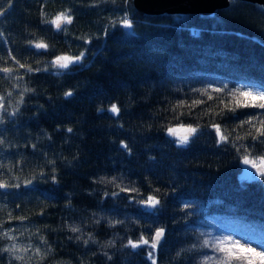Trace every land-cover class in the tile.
<instances>
[{
	"label": "trees",
	"instance_id": "trees-1",
	"mask_svg": "<svg viewBox=\"0 0 264 264\" xmlns=\"http://www.w3.org/2000/svg\"><path fill=\"white\" fill-rule=\"evenodd\" d=\"M0 12V68L12 69L0 72V264H152L149 252L156 264H243L214 245L232 247L231 231L264 239V177L241 178L245 156L264 158V109L244 107L241 89L264 91V7L150 15L132 0H0ZM61 13L72 22L58 30L48 21ZM174 127L196 132L182 145ZM158 229L156 249L128 245Z\"/></svg>",
	"mask_w": 264,
	"mask_h": 264
},
{
	"label": "snow or ice",
	"instance_id": "snow-or-ice-1",
	"mask_svg": "<svg viewBox=\"0 0 264 264\" xmlns=\"http://www.w3.org/2000/svg\"><path fill=\"white\" fill-rule=\"evenodd\" d=\"M125 2H127V0H125ZM0 15H3V12H0ZM49 23H51L52 25H54L58 30L61 28V23H71L72 22V18L71 16H69L67 13H61L59 14L55 19L48 21ZM122 26L126 29H131L133 27L132 23L125 17L122 20ZM34 47L36 49H47L48 45L44 44L43 42H39V43H35ZM83 53H80L78 56H66V55H62V56H58L56 57L55 60H53L51 63L54 65H57L60 68L63 69H67L69 67L70 64H75L77 62H79L82 58H83ZM13 59H15L13 57ZM17 63H19L17 61ZM20 68H24L25 65L24 64H20L19 65ZM28 71H33V69L31 67H29L27 69ZM0 72H3L5 74H11L12 69L8 68V67H4V68H0ZM22 78V77H21ZM27 91V89H25ZM66 96H71L72 93L69 91L67 93H65ZM242 95H244L246 98H248V100L251 101V103L246 102L243 106L244 107H258L260 109H264V91L261 92H257V93H251V92H244L242 93ZM22 100V98H21ZM256 101H259V103H256ZM109 111H111L114 114H119V109L118 107L114 104L111 106V108L109 109ZM245 123L247 124H251L252 121H245ZM261 127L257 128V132L261 135L264 136V121L260 122ZM69 132L72 131V129H68ZM168 134L169 135H176L177 130L175 128H168L167 129ZM185 131H187L190 134H194L196 132L195 128H188L185 129ZM216 131L219 134L220 129L217 126L216 127ZM225 137L221 136V140H224ZM178 141L180 144H187L189 141V136L185 135V136H181L178 138ZM124 148H127V145L124 144L122 145ZM261 159V163L260 166L258 167L254 162L250 161L248 159L247 156H245L244 158V163L245 164H249L251 163L253 167H257V171L259 172V175L261 177H264V158H260ZM8 185L5 183H0V188H5ZM18 186V185H17ZM125 189H121V191H124ZM140 203L146 204L149 207H156L160 202L158 200H156L153 196H148L146 200L144 201H140ZM71 231L73 232H77L79 231L78 228H72ZM164 235V230L163 229H158L154 236L152 237L151 243L149 242L148 239H145L143 236L140 237V240L137 242H133L132 240L128 241V245L131 246L132 248H137L139 247L141 244L143 245H147L149 246L151 249H156L160 239L163 237ZM5 237H8L10 239H15L14 237H9L8 233H4ZM85 243H87V241H85ZM226 242L221 240L219 242H217L214 245V250L219 251V252H225L226 253V257L225 260H230V259H236V260H241L243 262V264H264V250L261 251H256L254 248L252 247H245L244 245L239 244L238 242H232V247L229 248H225L224 244ZM208 244V241H205V245ZM233 248L236 249L235 252H233ZM17 249V245L13 244L11 248H4L3 251L5 252H13L16 251ZM36 253L39 254L40 253V249L37 248L36 249ZM149 258L152 259V264H156L155 259L153 258V253L149 252ZM16 259H22L23 257L17 256L15 257ZM209 259H213L212 257H209ZM205 264H207V261L205 262Z\"/></svg>",
	"mask_w": 264,
	"mask_h": 264
},
{
	"label": "water",
	"instance_id": "water-1",
	"mask_svg": "<svg viewBox=\"0 0 264 264\" xmlns=\"http://www.w3.org/2000/svg\"><path fill=\"white\" fill-rule=\"evenodd\" d=\"M229 1L230 0H132L134 8L139 10L141 13H146L150 15L160 13H169L171 15L177 13L205 15L216 11V9L226 8ZM243 1L253 2L256 5L259 4L264 7V0Z\"/></svg>",
	"mask_w": 264,
	"mask_h": 264
},
{
	"label": "rangeland",
	"instance_id": "rangeland-1",
	"mask_svg": "<svg viewBox=\"0 0 264 264\" xmlns=\"http://www.w3.org/2000/svg\"><path fill=\"white\" fill-rule=\"evenodd\" d=\"M243 92H251V93H257L260 92L256 89H248L247 87H243L241 88ZM177 132L176 135H172L176 140V142L179 143L178 138L181 136H185L188 135L190 138V133H188L187 131H185V129H187L186 127H179L176 128L174 127ZM252 161V160H250ZM254 163L259 167L260 166V162L258 161H254ZM242 168V172H241V178L242 179H248V178H253L255 176H259V172L257 171V167H253L251 163L249 164H245L244 161L241 164ZM229 238V243L232 244V242H238L241 245H244L245 247H252L254 248L256 251H261L264 250V239L262 238H258V240H256L255 238L251 237V236H244L242 234L239 233H234L233 231H231V235L228 237Z\"/></svg>",
	"mask_w": 264,
	"mask_h": 264
}]
</instances>
